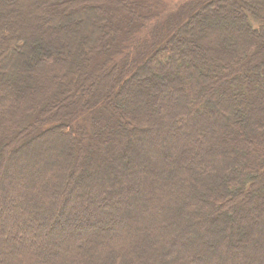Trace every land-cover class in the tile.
Wrapping results in <instances>:
<instances>
[{
	"label": "trees",
	"instance_id": "trees-1",
	"mask_svg": "<svg viewBox=\"0 0 264 264\" xmlns=\"http://www.w3.org/2000/svg\"><path fill=\"white\" fill-rule=\"evenodd\" d=\"M80 2L0 0V264H264V0Z\"/></svg>",
	"mask_w": 264,
	"mask_h": 264
},
{
	"label": "rangeland",
	"instance_id": "rangeland-1",
	"mask_svg": "<svg viewBox=\"0 0 264 264\" xmlns=\"http://www.w3.org/2000/svg\"><path fill=\"white\" fill-rule=\"evenodd\" d=\"M81 1L82 2H80L79 4H84V5L88 4V5H86V8L82 9V11L85 10V12L83 13L82 11H79V12L77 11L73 15V18L71 16V19H76L79 16L84 17V19H85V20H83L84 22L77 20L80 23V28H83L84 31L87 30L88 27H90L91 23L97 24V28L95 29V32L98 34V36L103 37V42H101L100 46H94L93 48H90V50L88 51L89 55L91 54V55H93V57L98 56L99 59L101 60V59H103V56L105 54L111 53L110 54V60L113 61V63H115L114 66H117V67L119 66L120 67V66H123L122 63L124 64V57L121 54L122 53H126V55L128 54L127 56H130V54H131L132 56H134V59H133V62L129 63V64L134 65L133 63H135L136 66H138L141 61L138 62L137 51H138L139 48H140V50H142L141 47H139L140 40L141 41L142 40L145 41V43L147 45H150V46L154 45L156 48H160V43H156L155 42L156 38L153 36L152 30L149 31V29H148V28H150V24L149 23L153 24L152 22H150V21L148 22V20H147L146 24L144 25V33H143V35H141V34H133V35H131L130 34V35L126 36V38L123 39V41H121L119 36H117L116 38H113L112 33H108L107 31L105 33L103 30L100 29V26H104V24H105L104 20H108L110 14H111L110 13V9H108L107 8L108 6H106V5L111 3V0H98L96 2V3L99 4L100 7L103 8V11L94 10V8H92L93 5L89 6V5H91V3L85 2L83 0H81ZM142 1H144V0H142ZM161 1H162L163 4L166 5V7H167L166 9H167L168 12L169 11L170 12L177 11L179 9V7L181 6V4H183L185 2V0H161ZM132 2H133V0L132 1L127 0L125 6L122 8V14L126 15V14H128V12L131 13L132 9L134 10V8H130V5H131V7H134ZM117 19H118V17H117ZM149 20H150V18H149ZM158 22L163 23V21L161 19ZM162 27H165V24ZM92 28H93V25H92ZM232 29L233 28L231 27V30ZM174 34L178 35V36H181V35L182 36H186L187 35V33L184 35V32L182 30H180V29L175 31ZM192 34L194 35V32L191 31L188 35L192 36ZM227 34H229V33H227ZM118 42L121 43L122 47H121V49L119 51H116V52L113 53V45L115 43H118ZM3 44L4 43L0 40V46H2ZM132 50H134V51H132ZM127 52H129V53H127ZM86 56H87V54H84L81 58H87ZM141 59H143V61H144L145 57L141 58ZM108 62H109V60L106 61V63H108ZM125 65H128V64L126 63ZM123 67L126 68V66H123ZM107 68L103 69L102 71H97L95 73H97V76H100L102 73H104V71H108ZM106 74H108V73H106ZM96 78L98 79V77H96ZM92 80H93V78H92ZM73 97H74V95H73ZM72 100H73V98H72ZM68 109H70V107ZM48 121H50V122H52L54 124H58L59 122L64 121V120H60V116H54V117L48 118ZM67 126H68V123H66L62 127V130L66 129ZM59 129H61V128H59ZM106 135H107V133H106ZM106 137L108 138V136H106ZM105 142L106 141H104V143ZM60 204H61V202H60ZM57 207H58V213L56 215H54V217L52 218V220H54V222L57 219H59V217H62L64 213L65 214H68V213L70 214V212H68L69 206L67 204H65L64 208H63V204H62V207L56 205V209H57ZM250 207H252V209H253L255 207L254 203L252 205L250 204ZM108 213L109 214L102 212L100 214V216L101 217L104 216L106 218H112V216L115 215V210L113 212L112 211L111 212L108 211ZM96 228H98V226ZM68 254H70V253H68ZM258 257H259V255L257 256V258ZM262 259L263 258H261L259 260H262Z\"/></svg>",
	"mask_w": 264,
	"mask_h": 264
}]
</instances>
